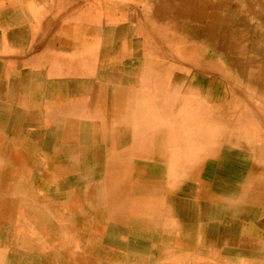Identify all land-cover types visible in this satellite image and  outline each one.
I'll use <instances>...</instances> for the list:
<instances>
[{
	"label": "rangeland",
	"instance_id": "374dc122",
	"mask_svg": "<svg viewBox=\"0 0 264 264\" xmlns=\"http://www.w3.org/2000/svg\"><path fill=\"white\" fill-rule=\"evenodd\" d=\"M0 1L7 8L0 13V109L12 115L15 127L0 128L1 138L14 141L10 156L0 154L1 165L15 174L5 186L0 185V264H9L17 251L28 255L16 247L17 241L23 230L38 229L22 205L15 215L9 212L20 202L12 193L18 187L33 195H75L66 202L56 201L58 227L44 226L56 248L42 250V241L36 239L39 255L56 253L60 245L53 238L59 231H68L71 250L77 249L85 264H264L263 202L249 204V211L240 214L223 216L214 211L229 203L240 207L241 189L247 184L253 187L264 170V0ZM85 15L102 16L107 24L71 22L75 27L68 29L71 16ZM109 25L130 35L109 40ZM134 42L138 43L136 51L131 46ZM73 44L82 49L78 61L69 59L59 67L41 61L44 53L53 55L62 45ZM124 44L126 49L121 48ZM72 52L68 49L65 55ZM19 73L41 76L54 86L71 81L72 91H79L59 102L58 91L50 90L51 104L72 103L70 110L77 121L94 129V138L86 135L81 145L90 155L83 158L80 154L77 167L68 175L59 169L65 162L62 153H43V166L51 164L44 174L24 166L33 150L25 149L31 146L26 131L35 130V112L41 109L29 108L28 125L17 126L21 112L8 98L11 91L6 86L21 91L29 86ZM72 130L84 137L79 129ZM132 146L149 149L153 155L161 151L166 161H175L177 156L179 177L168 182L165 174L160 179L133 170L131 162L139 159L122 158ZM69 149L74 153L77 145L71 142ZM218 170L221 178L215 184ZM110 193L115 195L112 199ZM124 199L140 211L131 221L143 222L153 214L156 227L144 230L146 224L138 223L129 230L109 218V210ZM243 218L255 230L247 239L255 247L248 254H239L235 243L223 247L212 240L210 228L218 224V238L231 235L235 242L238 232L231 231L228 223L239 224ZM87 223L90 227L98 223L104 232L101 237H93L96 232ZM84 238L94 245L93 251L86 248Z\"/></svg>",
	"mask_w": 264,
	"mask_h": 264
},
{
	"label": "bare ground",
	"instance_id": "6f19581e",
	"mask_svg": "<svg viewBox=\"0 0 264 264\" xmlns=\"http://www.w3.org/2000/svg\"><path fill=\"white\" fill-rule=\"evenodd\" d=\"M6 1H8V0H6ZM73 3H74V1H73ZM0 4H1L0 5V13H3V12L6 11L7 8L2 6V1H0ZM162 8H163V6H162ZM165 8H166V6H165ZM161 9H159V10H161ZM88 10H93V8L92 7H90V8L88 7ZM8 11H12V10H8ZM46 19L47 18H45V20ZM105 20L106 19L103 20L102 16H91V15H85V16H81V17L71 16L68 19V22H67V23L70 22L68 24L70 26H67V27H68V29L74 28L75 26L72 27L73 26L72 23L75 25L76 22L84 24V22H92V21H94V22H96V23H98L100 25L101 21H103L105 24H107ZM42 22H41V24L44 27V25H43L44 22L43 23ZM39 29H40V27H39ZM89 31H91V30H89ZM107 32L111 33V38L109 40H123V39H126L130 35V34H126L122 29H120L119 31L114 30L111 25H109L107 27ZM104 36H103V39L105 40L107 35H104ZM78 38H80V37L78 36ZM81 40H83V38ZM49 45H50V43H49ZM53 46H55V45H53ZM131 46H132V50L136 51L138 43L134 42V43L131 44ZM82 47H83V45H82ZM126 47H127V45L124 44L123 47H121V48L126 49ZM68 49H72L73 52L70 55H65V51H67ZM81 50L82 49L79 48L76 44H73L70 47L62 45L59 49H57L55 51V53L53 55H49L47 52L44 53V57H42L41 61L44 62V63L53 62V63L57 64L56 67H59V65L66 66L67 65L66 61L69 60V59L72 62L75 61V60L78 61V59H79L78 52H80ZM84 62L85 61H83V63ZM1 71H2V69L0 67V72ZM151 71H152V69H151ZM54 72H56V71H54ZM57 72H59V71H57ZM153 74H154V72H153ZM18 76L21 77L22 79H24V81L27 80L28 82H30V84H29V86L24 87L22 89V91L12 87L11 85H10V87H9V85L6 86V90H8V88H9L8 92L11 91L9 96H8V98H10L12 100V103L15 106L19 107L20 112H21V114L18 112V114L20 115V118H19L20 122L17 124V126L21 125L20 127H25V126L28 125L27 111H28L29 108L34 107V108H40L41 109L40 112L39 111L35 112V114H36L35 117H34V120H35L34 128H35V130L32 129L33 131H29V130L26 131L27 132L26 133V139H27V142L31 144V146L29 145L28 147H25V149L29 151L31 148H33V150H32V152L30 154L31 157H28L27 159H24V166L27 169H34L37 172H41V173L44 174V172H46V170L51 169V164H49V165H47L45 167L43 166V164H44L43 163V158H44L43 157V153H45L47 155H50V156H54L55 154L57 155V154L62 153L65 156V162H64V166H62V168H59V169H63L65 174L68 175L67 172H69L70 170H73V169H75L77 167L78 157L80 156V154H81V157H83V158H87L90 155L89 150L86 149V148H83L81 145L85 142V139H87L86 135L89 136L90 139L94 138L93 137L94 136L93 135L94 129H93V126L88 124V123H81L80 124L77 121L78 120V116H76L70 110L71 107H72V103H62V104H59V105H55L53 103L51 104V100H50L51 99V96H50L51 92H50V90L55 88L56 89L55 91H58V95H57L58 100L57 101H59V102H60V99L66 98L68 96L69 97H75L76 94H78L79 91H76V89H74L72 91L73 88L71 86H73V84H71V81H70V83L69 82L58 83V84H56L54 86L52 84L49 85L48 83H46V81H44L41 76H31L30 74H27V73H19ZM54 76H56V75L54 74ZM50 83H52V80H51ZM86 88L87 87H85V89ZM111 92L112 91H108L106 94L109 95V94H111ZM145 94H146V92H145ZM140 96H141V93H140ZM228 101H230V99ZM230 105H231V103H230ZM74 107H76V104H75ZM214 110H216V109H214ZM239 112H240V110H239ZM256 113L258 114V112H256ZM217 114H218V112H217ZM80 116H82V115H80ZM208 117H209V115H208ZM11 118H12V115L9 112H7L6 110L0 109V128L4 129V130H6L8 128H10V129L15 128L12 125ZM3 119H5L6 121L3 122L4 121ZM152 119H153V117H152ZM242 120L243 119H241V121ZM202 123H203V121H202ZM73 128L79 129L80 132L84 135V137H78L77 134L72 130ZM149 129H151V128H149ZM180 130H181V128H180ZM193 130H194V128H193ZM135 131H137V130H135ZM182 132H183V130H182ZM196 132H198V131H196ZM134 136H135V134H134ZM153 137H154V135H153ZM158 137H159V135H158ZM163 137H164V135H163ZM199 137L200 136H198V138ZM195 138H197V137H195ZM261 138H263V137H261ZM147 139H148V137H147ZM13 142H14L13 139L12 140H9V139L6 140V139H3V138L0 137V154L7 153V156H10L12 145L14 146ZM71 142L75 143L77 145V150H75L74 153L71 152L70 149H69V143H71ZM153 142H154V139H153ZM238 142H240V141H238ZM199 144H201V143H199ZM205 145H206V143H205ZM143 148L144 147H142V149ZM142 149L132 146V147H130L128 152L122 154V158H125V160H127V158H130V155L133 156V157H136L137 159H139V161L136 164H133L131 162V165H130L128 163V165L132 166L133 170H138L140 172L141 171L142 172L145 171V172H148L150 174H153L154 176H157V178H160V179L165 174V179L168 182L172 181L173 179H176L177 177H179L180 174L178 173L177 166L180 165V164L178 165V162H179L180 158H178L176 156L175 161H172L171 159L169 160V158L166 161L165 158H164V155L161 153V151H159L158 155H153L149 149H147L146 151H144ZM262 149L264 150V146L262 147ZM247 151H248V149H247ZM167 152L168 151H166V149H164V153L167 154ZM15 160L16 161H21V158L20 157H15ZM131 161H132V159H131ZM4 166L5 165H1V160H0V185H3V186H5V183L9 182L10 180H12L13 177H15V174L13 173V171L8 170ZM261 167H263V166H261ZM220 172L221 171L218 170L216 172L215 176H214V183L215 184H217L220 181V178H221V173ZM34 173H35V171H34ZM260 173H261V176H259L258 180L255 182L253 187H250L247 184V185L244 186L243 189H241L243 194H242V198H241V202L242 203L240 204V207L239 206H235L234 203H229V205L228 204H226V205L224 204V206H226V207L223 210H219L221 208V206H216L215 207L216 210H214V211L216 213H217V211L220 212L223 216L224 215H230V214H233V213L240 214V213H242L243 210L248 212L249 211V207L248 206H250L249 204H254L255 201H257V202L258 201H262L263 204H264V170L260 171ZM1 178L4 179L5 181H1ZM18 186H19V184H18ZM155 188H158V187H155ZM18 189H19L18 191L12 192V193L15 194V195H13V197H17V200H19L20 202H17L15 205L13 204L11 206L9 212L11 214L15 215L16 211L18 213V210H17V208L19 207L18 205H22L21 208L25 212L24 214H26L28 216H31V217H33L36 220V222L38 223L37 224L38 225V229L29 230L27 232L23 230L21 232V239H19L17 241L18 245L17 246L14 245V246H16L19 249H23L24 251L27 252L28 255L25 256V254H22L21 252L17 251V253L12 255V258L8 259V263L9 264H85V261H84L82 255L77 251V249L76 250H71L70 245H69L70 243H68V235L66 234V232H68V231H66V232L59 231L58 234L56 235V238H53V240H57V242L60 245L59 248H58L59 250L57 252L55 251L56 253H50L47 256L45 254L44 255H39V253L37 252L38 249L35 248V246H34L35 240L38 239V241H39V239H40L42 241V250L44 248H48V247L51 248V249L56 248V246L53 244V241H51V239L48 240V234H47L46 230L44 229V226H47V227H51V226L58 227V214H55L57 212V210H56V207H57L56 201L64 200L66 202L69 199H73L74 196H75L74 193H72V194L67 193V194L62 195L61 197L58 198L56 196H47L43 192H38L35 195H33L31 193H28V192L24 191L21 187H18ZM132 190H134V189H132ZM158 193H160V192H158ZM84 194H85L86 198L89 197V190L87 188L85 189ZM114 196H115L114 194L110 193V195L108 197H110L112 199ZM19 209H20V207H19ZM86 209L88 211V216H89L90 215V207H87ZM58 210H59V208H58ZM262 210H263V212H262L261 216L264 218V206L262 207ZM205 212H207V211H205ZM136 214L140 216V211L137 208H135V205L132 202H127L125 199L121 200V205L119 207H117V208H115L113 210H109V215H110L109 218L115 220L116 223L117 222L120 223L121 225L125 226L129 230H134V228L136 227V225L138 223L140 225L143 224L144 226L146 224L147 227H145V228L142 225V228H144V230L145 229L146 230L147 229H152V228L156 227V225L154 224L155 222L153 221V216H154L153 214L148 215L147 219H145V221L143 220V222H138V223L133 222V221H135V218L133 216L136 215ZM249 215H250V212H249ZM25 219H27V218H25ZM131 220H133V221H131ZM241 221L242 222H240L239 224L237 222L236 223H228L229 224L228 227L231 229V231L237 230V232H238V239H236L235 242H234V238L231 235H228V236H226L224 238L220 235L219 238H218L217 232L220 230V227H218V224H212V226L210 228V233H211L212 240L213 241H217L218 240L219 241L218 243H220L223 247H226V246L231 247L235 243L241 250V252L239 254H241V255L248 254L249 251L252 250L255 247L252 246V243H250L247 239H249L253 235L255 230L251 229L246 224V221H245L244 218ZM157 222H156V224H157ZM209 222L210 221H208V219H207V224ZM31 223L33 224V222H31ZM98 225H99L98 223L92 225L91 227H90V225L88 223L86 225L87 228H89L90 230L96 232V235H93V237H96V238L101 237V234L104 233V232H102L101 226H98ZM26 227H27V225H26ZM119 227H122V226H119ZM154 232H155V230H154ZM227 237L231 241L230 240H226ZM85 239L86 238H84V240ZM87 240H88V238L84 241V245L86 246V248L88 250L93 251L94 250V247H93L94 245H92V243L90 241H87ZM203 241L206 242L207 240L204 239ZM256 243H254V244H256ZM221 245H220V247H221ZM223 247L221 249H223ZM256 247H257V245H256ZM233 248H235V247H233ZM215 249H217V248H215ZM223 254H225V253H223ZM227 254L229 255L230 252H227ZM235 255H236V253H235ZM212 258H215V256L213 255Z\"/></svg>",
	"mask_w": 264,
	"mask_h": 264
}]
</instances>
